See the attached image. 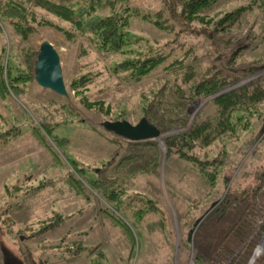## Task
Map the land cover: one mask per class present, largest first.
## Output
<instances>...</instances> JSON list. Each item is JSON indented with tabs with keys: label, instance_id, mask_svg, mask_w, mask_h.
Here are the masks:
<instances>
[{
	"label": "trees",
	"instance_id": "obj_1",
	"mask_svg": "<svg viewBox=\"0 0 264 264\" xmlns=\"http://www.w3.org/2000/svg\"><path fill=\"white\" fill-rule=\"evenodd\" d=\"M217 1L163 0V6L151 12L147 8L129 5L121 6L119 9L114 0H0V26H10L21 39L24 40L29 34L37 32L40 26H47L61 32L67 40L78 37L88 39L90 50H94L105 59L106 70L96 68L94 71L81 70L73 74L66 84L67 96L44 89L45 93L28 98L29 104L38 108L42 122L40 127L32 125V134L57 158L49 139L55 144L67 143L68 138L52 135L51 128L60 121L66 122L71 115L82 118L83 122L89 123V126L101 136L103 134L96 125L105 130L102 122L107 120L126 119L132 122V118L137 121L145 117L160 131L173 126H183L187 122L186 107L189 100L208 97L263 69L264 61L240 60L238 54L241 51L230 47L228 42L232 34L231 29L249 13L254 9L264 13V0H249L246 4L224 11L216 17L212 13L205 17L203 13L211 12L212 5ZM105 8H109L106 13L97 12ZM130 16H139L155 28L170 33L171 37L161 43L158 39L150 41L142 36L130 34L128 30ZM193 22L192 29L190 26ZM178 26L184 33L192 32L194 36L206 35L210 50L205 57L204 54L196 52V43L187 46L179 56L172 55L175 45L171 43L182 32H179ZM182 45L183 43H177L176 46ZM4 50V45L0 46V95L8 94L13 83L17 92L23 93L27 83L34 80L33 62L37 48L30 50L28 47H22L20 65L17 67L9 65L8 58L3 61ZM161 71L164 74H161ZM103 72L109 78L115 76L119 82L126 85L139 83L141 85L152 74L155 78L149 80L153 83L148 89L140 92L135 107L130 111L124 108L113 112L109 105L104 106L103 100H91L83 92L87 89L86 86L95 83ZM20 83L22 86H19ZM48 94L58 97V100L48 97L43 100L45 102H36ZM263 102L264 76L260 75L217 94L208 102L210 104L206 105L207 110L211 105L210 112L193 116L187 130L163 137L166 157L172 155L187 162L198 173L196 175L198 186L201 184L204 188H213L220 166L229 160L221 139L228 136L230 137L228 139L235 140L240 133L251 131L255 124V115L260 116L259 106ZM87 113L96 118V124L86 119ZM262 128L263 126L260 130ZM20 132L17 126L0 130V144L14 139ZM110 133L114 135L108 138L114 143L111 158L116 160L117 170L122 167L127 170L134 168L147 172L158 171V153L153 152L157 150L155 141L128 140L113 132ZM215 141H220L221 145L215 155L209 156L203 149ZM195 149H200L201 152ZM68 161L73 166L74 162ZM108 163L107 161L102 163L103 168ZM78 169L81 173H77L85 184L99 191L104 200H117L116 206L129 214L135 223H140L147 214L156 212L155 199L138 191L123 194L117 184V175L115 178L113 176L99 178L96 171L86 176L83 167L78 166ZM262 169L264 170V167ZM262 173L264 174V171L258 172V183L255 188L248 189L247 197L240 198L236 194L237 191L229 192L220 201L210 199L207 204L202 205L203 213L215 202L193 233L191 249L195 264H223L227 260L225 264L247 263L255 239L264 228ZM49 180L55 186V180ZM84 183H78L76 193L79 194L86 188ZM35 188L38 190L40 184ZM185 203L184 211L190 209L191 205L190 202ZM66 217L68 215L53 213L49 222L25 234H17V241L20 243L25 239H38L44 232L58 226ZM197 218L198 215L193 221ZM127 230L130 232L129 228ZM187 230L189 231V228ZM242 242H244L242 247L233 255ZM130 243H134L132 233ZM188 243L186 234L182 243L184 249ZM16 252L20 264L76 262L81 258L89 259L91 255L93 256L89 264H108L99 244L87 247L77 237L68 238L66 235L51 241L53 256L51 261L44 258L43 246L38 247L36 251L26 244ZM251 264H264V250Z\"/></svg>",
	"mask_w": 264,
	"mask_h": 264
},
{
	"label": "rangeland",
	"instance_id": "obj_2",
	"mask_svg": "<svg viewBox=\"0 0 264 264\" xmlns=\"http://www.w3.org/2000/svg\"><path fill=\"white\" fill-rule=\"evenodd\" d=\"M248 1L218 0L212 5V11L204 12L206 16L203 17H209L211 13L216 17ZM114 2L119 9L121 6L129 5L147 8L151 12L163 6V0H114ZM108 10L109 8H105L97 12L103 14ZM193 25L194 22L190 26L192 29ZM128 30L132 35L142 36L150 41L158 39L161 43L171 37L170 33L155 28L139 16H130ZM178 30L182 31L179 26ZM231 32L228 45L241 51L238 54L240 60L264 61V13L254 9L234 29H231ZM205 36V34L194 36L192 32H180L171 43L175 45L172 55L179 56L187 46L196 43V52L204 54L205 57L210 50ZM43 39L51 42L58 52L65 87L70 77L77 71H94L96 68L106 70L105 59L94 50H90L88 39L78 37L67 40L61 32L47 26H40L37 32L29 34L24 40L16 36L10 26H0V46L5 47L3 61L8 58L9 65L17 67L20 65L22 47H28L30 50L38 49V44ZM177 43L183 45L177 47ZM161 74L164 72L161 71ZM259 75L264 76V68L208 97L189 100L185 125L159 130L158 137L147 139L156 142L157 150L153 152L158 153L157 158L159 157L157 172L134 168L127 170L122 167L117 170L116 160L111 158L114 143L108 139L114 135L96 125L103 134L101 136L89 126V123L83 122L82 118H77L76 115H71L66 122L60 121L51 128L52 135L68 138L67 143L55 144L49 139L56 151V158L31 131L32 125L40 127L42 122L38 108L29 104L28 98L45 93L46 88L31 80L27 83L25 92L21 93L17 92L13 83L12 90L10 89L8 94L0 95V130L11 126H17L21 130L17 137L0 144V264H20L17 261L19 259L16 250L26 244L36 251L38 247L43 246L44 258L51 261L53 260L51 241L64 235L68 238L77 237L87 247L99 244L108 264H195L191 249L193 233L215 202L203 213L201 207L210 199L217 201L224 199L229 192L237 191L236 194L240 198L247 197L248 189L255 188L258 183V172L264 171L262 169L264 167V102L259 106L260 116L255 115V124L251 131L240 133L235 140L228 139L230 138L228 136L221 139L225 144L224 148L228 152L229 160L220 166L213 188H204L201 184L198 186L196 182L198 173L187 162L178 160L172 155L166 157L163 137L187 130L193 116L198 113L203 115L212 110L211 105L208 110L206 107L212 97ZM110 77L103 72L96 82L88 84L83 92L91 100H103L104 106L109 105L111 111L116 112L124 108L130 111L135 107L140 92L152 85L153 82L149 80H154L155 75L149 76L141 85L140 83L126 85L119 82L115 76ZM19 86H22V83ZM48 97L58 100V97L48 94L41 101L36 102H45L43 100ZM87 117L85 118L92 124H96V118L91 113H87ZM133 119L130 123L136 122ZM261 126L263 128L260 130ZM220 145V141H215L203 151L213 156ZM195 150L201 152L200 149ZM68 160L74 162L73 166ZM106 161L109 163L103 168L102 163ZM78 166L83 167L86 176L95 171L99 178L103 176L115 178L117 175V184L123 194L138 191L155 199L156 212L147 214L140 223H135L129 214L116 206L117 200L106 201L99 191L85 184L77 173H81ZM49 179L55 180V186ZM80 182H83L86 188L78 194L75 191ZM39 184L40 188L36 190L35 186ZM185 202L191 204L190 209L186 211H184ZM53 213L68 217L58 226L44 232L38 239H25L27 241L20 243L17 241V234H25L49 222ZM196 215L200 220L193 226ZM192 227L193 230L188 237L189 243L184 249L182 243L186 234L188 235L187 229ZM130 233L134 238L132 244ZM244 242L237 247L233 255ZM251 250L252 253L246 264H251L255 257L263 252L264 228L255 239ZM92 256L89 259L81 258L76 262L59 261L53 264H89Z\"/></svg>",
	"mask_w": 264,
	"mask_h": 264
},
{
	"label": "water",
	"instance_id": "obj_3",
	"mask_svg": "<svg viewBox=\"0 0 264 264\" xmlns=\"http://www.w3.org/2000/svg\"><path fill=\"white\" fill-rule=\"evenodd\" d=\"M33 75L36 83L42 88L49 89L58 95H67L58 52L48 40L43 39L38 44L36 57L33 62ZM102 126L105 130L128 140L153 139L160 135L159 129L148 122L145 117L139 118L135 123H130L126 119L107 120L102 122ZM199 220L200 217L195 220L193 226ZM192 230L193 227L189 229L188 237Z\"/></svg>",
	"mask_w": 264,
	"mask_h": 264
}]
</instances>
